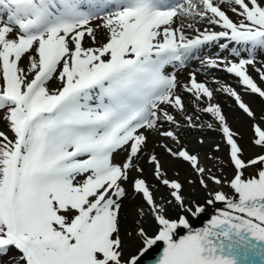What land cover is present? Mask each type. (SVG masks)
<instances>
[{
	"label": "snow or ice",
	"instance_id": "6c2138e0",
	"mask_svg": "<svg viewBox=\"0 0 264 264\" xmlns=\"http://www.w3.org/2000/svg\"><path fill=\"white\" fill-rule=\"evenodd\" d=\"M262 52L264 0H0V264H264Z\"/></svg>",
	"mask_w": 264,
	"mask_h": 264
},
{
	"label": "rangeland",
	"instance_id": "374dc122",
	"mask_svg": "<svg viewBox=\"0 0 264 264\" xmlns=\"http://www.w3.org/2000/svg\"><path fill=\"white\" fill-rule=\"evenodd\" d=\"M219 50L218 49H216V48H212V49H208V50H206L204 53H201V55L202 56H215V54L218 52ZM213 52V53H212ZM208 54V55H207ZM223 55H227V53H223ZM257 59L258 60H260V61H264V52H262V53H260L259 55H258V57H257ZM197 65H201V63H200V59H193L191 62H190V64H189V66L187 67V69H180V70H178V72H177V75H178V78L182 81V82H187V79H188V72H193V71H195L196 69H195V67L197 66ZM207 70V72L205 73V74H203L202 76H206V78H204V79H207V80H209V81H211V79L213 78V76L215 77V79H217V80H220V81H222V82H225V83H229V84H233V86H235V78L234 77H232L231 76V74H228V73H226V72H224V71H221V70H214V69H206ZM198 73L199 74H202V71H198ZM227 74V75H226ZM252 74L255 76L256 75V73L253 71L252 72ZM200 77V76H199ZM201 78V77H200ZM199 79V78H198ZM204 79H202V80H204ZM214 87L216 86V85H213ZM224 97V96H223ZM224 100H226L227 101V99L224 97ZM229 102V101H228ZM222 103V102H221ZM230 103V102H229ZM223 104V103H222ZM224 105V104H223ZM253 107L255 108V110H256V112H257V115H260V114H262V113H264V104H261L258 100L257 101H255V103L253 104ZM224 108H225V112L228 114V116H229V119L230 120H234V118L237 116V113L236 112H234V111H232V109L231 108H226L225 106H224ZM199 123L200 122H203V123H205V121H198ZM197 122V123H198ZM238 128H240L242 125H240V124H237L236 125ZM183 134H185V132H182ZM218 135V134H217ZM217 138H219V136H217ZM192 138H190V139H188V140H190L192 143L190 144V147H195V148H197V150H205V148H203V149H201V147L199 146V145H197L195 142L197 141V139L196 138H194V139H192ZM196 139V140H195ZM246 139H247V137H246ZM205 140V139H204ZM206 141V140H205ZM210 141H212V139L210 138ZM157 152H158V154L160 153V150L159 149H157ZM220 155H223V153H221ZM119 159V158H118ZM181 166H183L182 164H174V165H172V167H174L175 168V170L176 171H179L180 172V178L182 179V180H185V179H187V178H189V174H190V170L187 168V166L186 165H184L185 166V170H184V172H181L182 171V169H181ZM225 171H226V173L230 176L231 175V168L230 167H226L225 168ZM189 173V174H188ZM191 178H193V179H195V177L194 176H192ZM225 191H228L229 192V194H230V191L226 188L225 189ZM126 204H127V206L129 207V208H131V203L130 202H126ZM211 212H212V210L211 209H208V212L205 214V215H203L201 218H199L198 220H195L194 221V225L196 226V227H203L205 224H206V222H207V220H208V218H209V215L211 214ZM158 254V252H153L152 253V255L150 256V258H149V260H151V259H155V257H156V255Z\"/></svg>",
	"mask_w": 264,
	"mask_h": 264
},
{
	"label": "bare ground",
	"instance_id": "6f19581e",
	"mask_svg": "<svg viewBox=\"0 0 264 264\" xmlns=\"http://www.w3.org/2000/svg\"><path fill=\"white\" fill-rule=\"evenodd\" d=\"M213 53V52H212ZM208 55V54H207ZM195 69L197 70V69H199V71H202V74H199L198 72H197V77L199 78V79H204V78H206V76H202L203 74H205L206 72H207V68H204V67H202V65H197L196 67H195ZM195 70V71H196ZM227 75V74H226ZM201 78H200V77ZM220 101L224 104V106L226 107V108H230L229 107V102L228 101H226V100H224V97H223V95L221 94V96H220ZM199 123V122H198ZM200 123H203V122H200ZM181 131L182 132H185V134H184V136L187 138V139H190V138H192V139H194V138H196L197 140L198 139H200V138H203V139H205L206 140V142H211L210 141V138L212 139V141H216V140H218L219 138H217V133H215V132H213L212 130H209V129H207V128H203V129H200V128H183V129H181ZM191 139V140H192ZM195 139V140H196ZM201 147V146H200ZM205 150H207L206 149V147H205ZM181 169H182V171L181 172H184V170H185V166L183 165V166H181ZM189 174V173H188Z\"/></svg>",
	"mask_w": 264,
	"mask_h": 264
}]
</instances>
